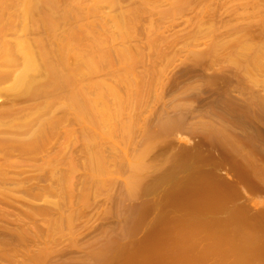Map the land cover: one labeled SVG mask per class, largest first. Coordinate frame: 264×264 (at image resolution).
Here are the masks:
<instances>
[{
    "label": "rangeland",
    "instance_id": "374dc122",
    "mask_svg": "<svg viewBox=\"0 0 264 264\" xmlns=\"http://www.w3.org/2000/svg\"><path fill=\"white\" fill-rule=\"evenodd\" d=\"M167 1L137 12L123 43L135 58L138 93L122 117L134 122L131 138L123 143L128 160L150 145L144 157L148 166L134 195L125 186L130 173L126 158L123 165H128L113 175L116 179L106 190L89 182L84 134L80 124L64 114L60 106L64 96H29L8 91L10 81L0 82V130H5V140L23 126L21 139L29 141L44 120L63 118L37 153L19 156L9 149L5 157L0 154V177L4 170L6 174V179L0 178V264H221L223 259L217 257L226 253L231 264L239 259L264 264L263 73L256 72L257 81H252L245 61L229 58L239 39L264 44V0H192L178 15L166 12L172 6ZM118 3L103 2L100 13L129 14L137 11L133 8L140 0ZM95 16L68 24L85 32L87 21H93V34L113 38L114 21L102 25ZM13 18L14 28L5 32L10 44L30 37L33 43L54 45L41 26L28 33L22 20ZM66 28L62 24L57 35ZM117 46L112 50L114 69L120 64ZM110 69L103 67L87 81L120 85L127 95ZM167 122L171 131L162 129ZM219 133L225 139L218 138ZM227 139L230 145L232 139L242 144V153L247 148L243 154L250 153V159L240 150L235 153ZM102 148L115 171L121 152L108 142ZM176 164L181 168L172 179L178 181L165 180L162 185L160 176ZM70 169L72 195L66 197L60 179ZM150 185L152 189L159 185L161 193ZM84 192L86 198L81 199ZM155 201L160 203L156 207ZM250 225L256 229L250 230ZM185 231L197 239L193 250L181 245ZM230 242L233 246L226 244ZM207 245L214 247L209 250ZM228 246L231 252L226 251ZM115 247L120 248L115 249L117 259L116 253L105 257L111 263L98 255Z\"/></svg>",
    "mask_w": 264,
    "mask_h": 264
},
{
    "label": "bare ground",
    "instance_id": "6f19581e",
    "mask_svg": "<svg viewBox=\"0 0 264 264\" xmlns=\"http://www.w3.org/2000/svg\"><path fill=\"white\" fill-rule=\"evenodd\" d=\"M68 1L70 2H66L63 5L59 0H0V82L6 80L10 81L9 85L6 87L8 91L22 92L29 96L55 97L58 95L59 98L64 96L63 101L60 102V106L64 109V114L76 120L80 124L82 133L84 134V145L87 150L84 168L87 172L88 180L97 190L102 191V189L106 190L110 183L112 184L114 182L113 180L116 178L112 179L113 175L115 174V176H117V173L119 174L121 172L122 166L128 165V163L123 165L124 159L126 158V160H128L126 148L123 143L131 138L134 130V122L131 119H122L130 101L138 94L134 78L135 58L131 54L130 49L123 46V43L129 38L130 31L133 28L132 26H134L135 20L137 19L136 13L146 10L148 7L152 9V5L157 3L159 5L162 0H140V4L133 8L137 11H131L132 13L129 14L123 13L114 17H111L112 15H110V17L103 16L100 13V8L103 2L115 5L119 4L118 1L120 0H94L95 2L93 5L89 4L87 0ZM165 1L167 0H163V2ZM191 1L192 0H169L167 2L172 6H170L166 12L178 15L186 10L187 7L185 4H191ZM92 13H95V17L102 25H105L107 21H114L115 25L112 29L113 38H104L93 34L95 27V22L93 21H87L85 32L69 26L68 21H72L73 19L86 20ZM37 15L39 16L36 18L35 16ZM14 16L22 20V29L25 32L29 33V30L32 29L31 27L41 26L48 33V38L54 42V45L51 44V46H49L45 43L36 44L33 43L32 39L30 40V37L18 38L14 44H10L5 39V32L8 29L14 28ZM62 24L66 25L67 28L63 31L62 35L58 36L56 32ZM104 28L106 33L110 31V29ZM117 45H122V47L119 48ZM115 46H117L116 49L120 61L117 69L113 68L112 61V50L115 49ZM229 58L234 62L238 59L244 60L247 73L251 76L252 81H257L256 72L263 73L264 81V44L255 45L246 38L239 39L236 41ZM103 67L111 68L110 70L112 71L109 72L116 75L120 83L125 85L128 90L127 95L122 94L120 85H112L104 80L87 81L91 76L101 73ZM61 119L63 118L52 121L44 120L41 126H39L36 131L32 132V139L29 141L21 139L23 126L19 128V131L13 134L14 137L12 139L8 140L2 137V135L6 133L5 130H0L1 157H5L6 150L9 149L15 151L19 156L37 153L46 145L50 138L55 135L62 122ZM168 123L169 122L162 124L163 130L168 131L170 128L169 126L172 127V124L170 125ZM173 126L175 127V124ZM172 129L170 128L169 130L171 131ZM220 134L221 133H219L218 138L225 139V136L222 135V137ZM233 139L231 140V145L229 144L230 139H227V141L229 140L228 142L225 141L231 146V149L236 150V152L234 151L235 153L239 150L241 155L246 151L249 152L247 148H244L246 151L243 150L244 152L242 153V144L237 145L235 143L237 139H234L235 141ZM104 142L110 143L114 151L121 152L120 154L122 156L116 157L118 168L116 167L117 170L115 169V171H111V165L109 166L108 161H106L107 159L102 148ZM262 146L264 149V144ZM246 147H248V145ZM149 148L150 145L144 148L130 161L128 160L130 173L125 180V186L132 195L141 187L142 174L146 171L148 166L144 161V157ZM122 152H124V154ZM247 154H243V158ZM249 154L246 156L247 159L251 157ZM180 168L181 167H177L176 164L175 168L173 167V169L164 173L165 175H161V178H159L161 182L163 181L162 185L165 180H169L168 183H175L178 181L172 178L175 175L178 176L176 172L178 173V169ZM71 170L72 169L65 173L62 180L60 179L63 193L66 197L72 195L70 180ZM4 172H1V180L6 179V174ZM174 178H176V176ZM177 179H179V181L181 180L180 177ZM155 184L156 183H154V185ZM162 185L159 187H162ZM165 185L167 188V184ZM158 186L157 188H153V190L150 185L151 190L154 192L155 189L160 192ZM164 192H162V194ZM86 194L85 192L82 193L81 199H85ZM257 202L255 201V203ZM154 203L153 205H155V207L160 204L159 201H155ZM156 203L158 204L156 205ZM253 207H255V204ZM260 208H263V206H260ZM261 212L264 214L263 210H261ZM261 212L257 214H261ZM263 214L259 216H263ZM262 226H264V224ZM254 228L255 227L249 229L255 230L256 228ZM248 232L252 236L251 231ZM195 239L193 233L190 231H185L180 236L181 245L186 250H193L198 246L196 245L197 239ZM247 240L251 241V239ZM216 244L217 243L214 245L216 246ZM226 244L229 245L231 242ZM218 245H221V243L219 242ZM231 245L233 246V244ZM210 246L205 248L209 249ZM232 246L231 248L235 250L236 246H234L235 248ZM211 247L213 248L214 246ZM219 247L220 246H217L215 249H219ZM227 248L228 250L226 251L231 252L229 246ZM110 249H106V252L109 251L107 254L116 253L115 256L113 254L112 256L117 259V251L120 252V248L118 250V248L115 247L113 249L114 251L117 249L115 252L113 250L110 252ZM206 249L205 251H208ZM102 252H105V250ZM102 252L98 255L103 254L102 259L108 261V258L105 257L111 256V254L107 255L106 252ZM226 254H224L225 256H222V254L219 256L218 253H215L214 256L218 255L217 259L220 258L221 260L222 258L223 260L221 262L227 263L226 256L228 255ZM112 256L111 258H113ZM98 258L101 257L98 256ZM109 262L110 261L106 263ZM229 262L228 264H231V262ZM232 262L236 264L241 261L239 259L238 261ZM243 262L244 261L239 264ZM215 263L218 264V261L214 262V264ZM205 264L208 263L206 262ZM243 264L248 263L245 261Z\"/></svg>",
    "mask_w": 264,
    "mask_h": 264
}]
</instances>
